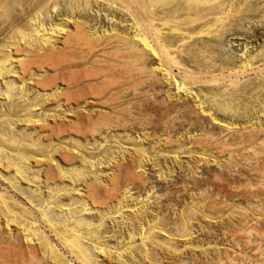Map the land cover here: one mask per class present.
Masks as SVG:
<instances>
[{
	"label": "rangeland",
	"instance_id": "1",
	"mask_svg": "<svg viewBox=\"0 0 264 264\" xmlns=\"http://www.w3.org/2000/svg\"><path fill=\"white\" fill-rule=\"evenodd\" d=\"M208 1L205 9L202 7L203 3L202 5L200 3L199 7H195V4L191 6V3H188L186 8L191 7L190 11L192 12L190 13H193L194 10L196 12L199 9L201 11L205 10L204 13L211 12L215 17L216 14L219 16L220 12L221 15L225 12L226 15L224 13L223 22L216 23L211 20L212 24H216H214V27L211 25L210 35L194 34L192 38L188 39V41L186 39L185 43L181 44L183 46L180 47V51L172 50L173 57L176 58L179 66L173 64V77L175 76L174 79L177 81H181V79L185 81L186 78L183 79V77L187 75L185 83L191 86V89L187 92L176 91L177 88L173 81L170 82V80L164 78L161 72L153 71L154 61L151 64L152 60L140 62V67L138 66L139 62L135 64L136 67L131 64L133 68L130 66L123 67L126 69H124L125 74L127 73L126 71L132 73H127L128 78L126 75L123 76L121 71L123 68H121L122 74H114L113 79L108 78L109 82H107L108 80L106 83L104 81V86L107 85L108 87H106V91L102 87L103 83L101 82L99 85L103 90L101 88H99L100 91L97 90L99 96L97 93H95L97 96L94 94L96 97L92 95L94 99L97 98L95 100L93 98L92 100L91 96H89L85 100L75 101L71 98L72 94H70L72 100H69L70 98L65 100V96L63 98L60 96L57 99L54 96L55 88H57V92L63 90L67 93L68 90L71 93L72 91L70 87H66L68 88L67 90L66 88L63 89L64 87L60 82H57L58 85L56 84L52 91H44L49 93V97L45 96L46 98H43L37 96L41 88L38 86L36 88L30 81L26 85L25 83L20 84L14 77L3 79L0 85L1 88H5L7 81L11 80L12 82L14 80L15 87L19 86V89H23V93L30 92L28 95L25 93V99H32L35 95L39 99L37 101L34 100L33 104L36 102L40 104L39 106L37 105L38 108L28 105L31 109L33 108L32 110L35 107L36 109L35 113L34 111L27 113V111H19V107H27L25 101L24 104H21L23 98L21 100L18 96H15L10 101L5 98L6 96L0 97V105L2 106V111L7 114L6 117L8 116V119L14 117L12 120L9 119L11 123L13 122L11 124L14 126H11L13 131H10L12 129L2 128V131H5L3 134H5V139H11L9 137L12 135L14 139L16 135L13 141H17L14 146L10 144V147L5 143L7 145L4 146L5 150L17 155V157H20L18 153L24 152L21 155L26 156L32 150L33 157L39 160L38 163H34L35 161L32 158V161L29 164L27 163L28 166L30 165V169L33 167L28 173L30 172L31 178L34 175L32 179L36 184L33 181L31 183L23 181L16 183L13 179H11V183L0 178V192L4 193L7 198L13 199L12 202L15 204L17 203L15 208L19 207V210H16L21 211V208L25 206V209L28 208V211L40 218V209L42 207L44 209L47 208V210L45 209L46 213L48 212L50 218L53 219L57 227L59 225V228L62 221L63 223L67 221L71 224L82 218L89 220L92 228L81 225V229L85 231L89 228L91 229L89 231L93 234L96 231V239L101 235L102 239L100 237L98 241L108 245L107 248L109 249H105L110 251L108 252V257L104 256L106 253L104 255L101 253L102 256L99 255L97 258V260L99 259L98 261H103V263L105 261L104 264H223L222 262L228 256L229 259L233 260L232 264H264V0ZM223 1L225 2L224 4ZM173 3L169 5L175 7L178 4L176 2ZM61 8L62 5H60ZM95 11L96 8L94 13ZM195 11L194 13H196ZM91 13L93 12L91 11ZM212 15L210 18L213 17ZM98 18L102 20L105 16H99ZM107 20H102L103 24L101 23V26H104V29L111 27L110 22H113H108ZM106 21L107 24L105 23ZM116 23L119 24V21H115L114 24ZM219 24L222 27L225 26L217 28ZM119 25L122 29L127 24ZM202 26L203 23L197 21L185 29L189 27L188 31L193 34L194 30H199ZM128 27L125 26L124 28L128 30V33L132 32L131 28ZM204 49L208 50L205 51ZM243 64L248 66L246 70L239 71L232 76L227 74L229 70L239 68ZM143 65H145V68ZM147 71L150 72L148 73ZM78 72V76H84L86 71L79 69ZM193 74L194 77L191 76ZM112 76L110 77L112 78ZM193 78L196 79L195 82L192 80ZM25 86L27 87L26 89ZM93 90L96 91V89ZM42 91L40 92L41 94L44 93ZM113 93H117L115 94L116 96ZM31 95L32 97H30ZM55 97L56 100H54ZM48 98H51L50 101H48ZM88 98L90 99L88 100ZM43 101L46 104L49 102V106ZM58 101L62 102L60 106L57 105ZM15 103L21 106L10 109ZM42 104L43 107L41 106ZM101 114L104 115L102 116ZM87 116L90 117L88 118ZM6 117L2 120L4 121ZM30 117L33 121L39 122L34 124L32 122L26 123V120ZM7 118L6 122H8ZM2 120L0 119V122ZM15 121L17 122L14 123ZM40 123H44L42 125L43 129ZM227 127L233 128L227 129ZM30 133L31 135H28ZM26 134L27 136L25 137ZM36 135L38 137H35ZM130 139L131 141H129ZM34 140H37V143ZM31 141L37 144L34 147L36 149L29 147ZM139 149L144 150L139 152ZM222 149L224 150L223 152ZM14 151H16V154ZM20 151L22 152L20 153ZM143 152L146 153L141 161ZM59 154H63V156L66 154L68 158L66 155L62 157ZM48 170L55 172V177L59 174L58 177L60 176L61 180L55 178V183L50 181L43 183L45 171L47 172ZM63 172L67 174L70 172L68 174L69 178L67 175L64 176ZM72 175L76 178L78 175L80 180L77 178L76 180L79 181L74 180L76 182L74 183L72 178L74 179L75 177H72ZM112 177L113 179L110 180ZM132 180L133 182H131ZM135 181L138 182L136 183ZM42 183L44 185L50 183L51 190L52 185L54 188L56 186L58 188L60 184H63L62 187L67 186V194L64 193L58 198V196L53 194V191L46 187L44 188ZM90 183L93 184L91 185ZM115 187L117 188L115 189ZM32 189H36L41 193L43 191L44 198L48 194H53L54 196L51 195L52 197L56 196L55 198H58L63 203L72 204L71 200H74L76 205H72L70 208L67 205L59 208L58 206L55 207L56 204L54 205L53 201L52 204L47 205L48 203L41 201V196H37V193L33 192ZM74 189L78 190V192ZM92 189H94L96 194ZM126 190L128 193L129 191L131 192L127 197L125 194ZM91 193L93 194L90 195ZM107 193L108 195H106ZM88 194L90 198H88ZM130 194L134 199L130 198ZM94 197L100 203L102 202L101 204L97 202L100 204H97L100 210L94 208L96 211L85 213L78 208L82 200L91 206L92 203L96 202V200L92 199ZM140 199L144 201L143 204L139 202ZM19 203H21L20 206ZM119 203L125 204L122 205L124 208L123 212H121L122 214L115 212ZM84 220L81 221L83 223L87 222V220ZM40 222L41 231L43 230L50 237L53 244L57 245V249L66 257H69V260L72 259L67 251L62 249L61 244L57 242L47 223H44V221ZM153 225L155 229H158L154 230L156 235H152L151 238L146 239V243H142L138 232H145L147 228L149 229ZM1 227L3 228L4 226H0V232L5 235L4 233L9 228L7 230L5 227L4 229ZM11 228L13 233L15 227L11 226ZM247 230L250 232L248 234L250 238L248 248L244 244V239L241 235L242 231L247 232ZM156 231L158 232L156 233ZM185 232H187L186 235L190 236V238L188 236L187 238L185 237L188 239L187 241L184 238ZM130 233L135 238L132 239L133 241L127 242ZM19 245H22V242ZM91 250L95 251L93 252L94 254L100 252V250ZM48 261L46 263L44 261V264H52L50 261L48 263ZM73 263L78 264L74 260Z\"/></svg>",
	"mask_w": 264,
	"mask_h": 264
},
{
	"label": "bare ground",
	"instance_id": "2",
	"mask_svg": "<svg viewBox=\"0 0 264 264\" xmlns=\"http://www.w3.org/2000/svg\"><path fill=\"white\" fill-rule=\"evenodd\" d=\"M213 1H211V2H213ZM173 2L174 3L176 2V4L177 3L178 4L175 7L174 6L171 7L169 4H172ZM208 2H209L208 0H0V85H1V82L3 81L4 78H6V77H10V78L14 77V79L15 80L17 79L18 82H20V84L21 83H23V84L27 83L28 84V82L30 81L31 83H33V86H35V87L38 86L39 88H41L40 92H41V90H43L42 92H44V91H48V90L52 91V89H54V87H56V84L58 85L57 82H60V84H62L63 87H64V88L62 87L63 89H65L66 87H70V89L72 91H71V93H69L68 90H67L68 88H66L67 93L64 92L63 90L57 92V88H55L56 90L54 92V96H56L57 99L60 98V96L62 98L65 96V100L66 99L68 100V98L71 97L70 94H72L71 98H73V100H75V101H81L82 99L85 100V98H87L89 96H91V99L92 98L94 99V97H96L97 94L99 96V93L97 92V90L100 91L99 88L102 89V87H104V89L106 91V89L108 87H107V85L104 86V84L106 83L108 78L113 79L114 74L118 75L119 73H121V71L123 72V76L126 75V77H127L128 74H132V73H128V71H126L128 74L127 73L125 74L124 69L126 68V66L127 67H129V66L132 67L131 64H134V67H136L135 64H137L138 62H139V64H138V66H139V65H141L140 62H142V61L152 60L151 64L154 61L153 62L154 66H153V68L152 67H150V68H152L153 71H158L159 73L161 72V74H162V76L164 78H167L168 80H170V82L173 81L175 86H176V88H177L176 91L181 90L183 92H187V91H189L191 89V86L186 85V83H185V81L187 80V77H186L187 75H185L184 77L182 76L183 79L186 78L185 81L182 80V79H181V81H177L176 79H174L175 76L173 77L174 73L172 72V70H173L172 66H173V64L177 65V61H176V58L173 57L172 50L176 49V50L180 51L181 50L180 47L183 46L181 44H183V42L186 41V39L188 41V39L192 38V36L194 34L195 35L196 34H198V35L209 34L210 31H211V25L214 27L215 26L214 24H216L217 22H219V23L223 22L224 13L225 12H223L222 15H221V12H220L219 16H218V14L214 13V14H216V17H215V16L212 15L213 13H211V12L210 13L209 12L204 13L205 10L201 11L199 9L200 11L197 10V12L194 10L196 13H194V11H193V13H190V12H192V11H190L191 7L190 8H186V5L188 3H191L190 4L191 6L193 4H195V7L196 6L199 7V4L201 3V5H202V3H203L202 7H204V9H205V5H207ZM224 3L225 2L223 1V4ZM60 5H62L61 9H60ZM220 5H221V3H220ZM238 7H239V5H238ZM95 8H96V11L94 13V9ZM232 8H234V7H232ZM208 9H210V8H208ZM91 11L93 13H91ZM212 11H213V8H212ZM101 13H103V14H101ZM186 13L189 14V15H187ZM185 14L187 15V17H186ZM211 15L213 16L212 18H210ZM225 15H226V13H225ZM99 16H103V17L105 16V18L108 19L107 20L108 22L109 21H113V22H110L111 27H108V29H104L105 27L103 26L104 27L103 28L101 26V23H102L103 19L104 20H106V19L103 18L102 20H100L101 18L99 19L98 18ZM225 19H226V16H225ZM211 20H213L216 23L212 24ZM107 21L105 22L106 24H107ZM115 21L116 22L119 21V24H124V23L127 24L125 26H129L128 28H131L132 32L128 33V30H126L124 28L125 26H123L122 29H121L119 27L120 26L119 24H117V23L114 24ZM197 21L203 23V26H202L201 29L194 30L193 34H192V32L190 33L188 31L189 27L187 29H185L187 26H189L190 24L192 25L193 23H196ZM185 25H187V26H185ZM219 25L217 26V28L218 27L219 28L222 27L221 25L220 26ZM106 27H107V25H106ZM190 28H191V26H190ZM186 30H187V32H186ZM189 33L192 34V35H190ZM208 49H206V50H208ZM200 55H202V54L200 53ZM190 58H192V57H190ZM202 64H203V62H202ZM144 66L145 65H143V67ZM123 67H125V68H123ZM247 67L248 66L246 64H243V66H241L239 68L229 70V72L227 74H229V76L235 75L239 71L246 70ZM121 68H123V69H121ZM79 69L80 70L82 69V71H86L84 76H82L81 74L80 75L82 77L78 76V74H79L78 70ZM120 69H121V71H120ZM80 73H81V71H80ZM110 76H112V78ZM153 76H154V74H153ZM191 76L194 77V74L191 75ZM221 76H222V74H221ZM236 76H238V75H236ZM117 77H115V78H117ZM188 77L190 78L189 74H188ZM129 78H131V77H129ZM157 79H159V78H157ZM217 79H218V77H217ZM192 80H194V82L196 81L195 78H193ZM104 81H105V83H104ZM197 81H202V80H197ZM13 82H14V80L12 82H11V80L7 81L6 84H5V88H1L0 87V97L6 96L5 98L9 99L10 101H12V99L15 96L16 97L18 96L21 100L23 98V101L21 102V104L22 103L24 104V101H25L27 103L26 104L27 107L26 108L19 107L21 109V110L19 109V111H27V113L28 112L32 113L34 111V113H35V109H36L37 105L39 106L40 104H38V102L33 104V101L34 100L37 101L39 99V97H43V98H46L45 96L49 97V95H48L49 93L44 92L43 94H41L39 92V93H37V96H39V97L34 95V97L32 99L31 98H28L29 100L25 99L24 97H26V95H25L26 92L23 93V91H22L23 89H19L20 88L19 86H16L17 87L16 88L15 87V83H13ZM101 82L103 83V85L101 84L102 87L99 85ZM107 82H109V80ZM213 82H214V78H213ZM161 84H163V83H161ZM174 84H173V86H174ZM197 84H195V85H197ZM26 88L27 87L25 86V89ZM93 89H96V91L93 90ZM121 90H122V88H121ZM28 93H30V92H27L26 94L28 95ZM55 93H56V95H55ZM95 93H97V94H95ZM100 94H102V92H100ZM115 94H117V93H115ZM212 94H214V93H212ZM32 95L30 97H32ZM92 95H94V97H92ZM50 97H53V96H50ZM56 97H55L54 100H56ZM109 97H111V96H109ZM216 97H217V95H216ZM71 98L69 100H72ZM50 99L48 101H50ZM89 99L90 98H88V100ZM95 99H97V98H95ZM115 99H116V97H115ZM113 100H114V98H113ZM211 100H213V99H211ZM18 101L20 102V100H18ZM45 101H43V102L45 103ZM106 101H107V99H106ZM51 102H52V100H51ZM58 103H57L58 106H60L62 104V102H59V101H58ZM28 105H30V106L32 105L31 107H33V106H36V107H35L34 110H32L34 107L31 109V107L28 106ZM55 105H56V103H55ZM18 106H21V105H17L15 103V104H13V106H11L10 109H15ZM41 106L43 107V104ZM47 106H49V104ZM186 106H187V104H186ZM198 106H199V104H198ZM9 107H10V105H9ZM223 107H225V106H223ZM6 115L7 114L5 113V111H2V106L0 105V119L2 120L4 117H6ZM101 115L103 116L104 114H101ZM48 116H49V114H48ZM6 118H5L4 121L2 120V122H0V128H1L0 129V178H2L3 180L5 179L6 181H10V182H11V179H13V180L16 181V183H21L22 181L25 182V183H29V182L31 183L32 181L34 182V180L32 179V178H34V175L31 178L30 177L31 175L29 174L30 172L28 173V171H30L33 168L32 167L30 169V165L28 166L29 162L32 161L31 159L32 158L34 159L33 160V161H35L34 163H38L39 162L38 159L33 157L34 156L32 154L33 151L31 150L29 152V154L26 153V154H28L26 156H24V155L22 156L21 154H23L24 152L21 153L22 151H20L21 154L18 153V155H20V157H17V155H14V154L8 152L4 148V146H7V145H9V147H10L11 146L10 144H13V146H14V144H16L15 142H17L16 140L13 141L15 139V137H16V135H15L14 139H13V137H12L13 133L11 134L12 136L9 137L11 139H5V136H4L5 134H3V132H5V131H2V128H6V129H9V130L12 129L11 126H13V125H11V124H13V122L11 123V120L14 119V117L12 119L9 118L11 120H9L7 118L8 122H6ZM104 120H105V118H104ZM17 121H15L14 123H16ZM93 121H95V120L93 119ZM27 122H32L34 124V123H37L39 121L35 122L30 117L29 119L26 120V123ZM43 124L44 123H42L40 125L42 129H43V126H42ZM64 128H65V126H64ZM228 128L229 127H227V129ZM230 128H233V127H230ZM35 129H37V128H35ZM42 129H40V130H42ZM55 129H56V127H55ZM234 130H236V129H234ZM251 130H250V132H252ZM10 131L12 132L13 129L10 130ZM243 131L245 132V130H243ZM32 134H33V132H32ZM52 134H50V135H52ZM28 135H31V133L28 134ZM26 136H27V134L25 135V137ZM35 137H38V136L36 135ZM32 141H31V143L29 142L30 146L28 145L30 148L31 147L34 148L35 146H37V144H35V142L32 143ZM34 141H36V143H37V140H34ZM129 141H131V139ZM5 143H7V145H5ZM29 143H27V144H29ZM237 144H239V142H237ZM22 145L25 147L24 144H22ZM34 149H36V148H34ZM28 150H30V149H28ZM143 150L144 149H141V150L139 149V152H141ZM121 151H122V149H121ZM124 151H126V150H124ZM223 151L224 150L222 149V152ZM14 153L16 154V151H14ZM62 153H64V152H62ZM145 153L143 152L142 157H141V153H140L141 161H142V158H143ZM65 155L63 156V154H62L60 156L65 157ZM67 156L68 155H66V157ZM137 156H139V155H137ZM213 158H214V156H213ZM65 160H67V159H65ZM139 161H140V159H139ZM141 161H140V164H141ZM122 167H123V165H122ZM117 168H119V167H117ZM52 170H53V168H52ZM94 170H96V169H94ZM50 171L49 170L47 172L45 171V179L43 178L44 179L43 183L45 181H47V183L49 181L55 183V181H54L55 178H58V180L60 179L59 178L60 176L58 177L59 174H57V176L55 177L54 176L55 172H52V171L50 172ZM73 171H75V170H73ZM68 174L63 172L64 176L67 175V177H68ZM129 175H131V174H129ZM41 176H42V174H41ZM73 176L74 175H72V177ZM260 176H261V174H260ZM78 177L79 176L77 175V178ZM63 178H65V177H63ZM77 178L76 177L74 179L72 178V180L73 181L75 180V181L78 182L80 179L78 178L79 180H76ZM122 178H123V176H122ZM128 178H131V177H128ZM112 179H113V177L110 180H112ZM38 181H39V179H38ZM75 181H74V183H76ZM138 181H140V179H138ZM131 182H133V180ZM113 183H115V182H113ZM49 184L48 185L47 184H45V185L43 184L44 188L46 187L49 190H51ZM51 184H53V183H51ZM55 186H56V184H55ZM60 186L58 188L56 186L57 189L54 188L53 185L51 187L52 188L51 191H53L54 192L53 194L58 196V198L61 195H63L64 193H66V191H67V188H66L67 186L66 187H62L63 184L62 185L60 184ZM113 187H112V190L114 191ZM106 188H107V186H106ZM116 188L117 187H115V189ZM33 189H32V191L37 193L36 194L37 196L40 195L41 196L40 197L41 201L43 200V202L44 201L47 202L48 203V204L46 203L47 205H50V203L52 204V201H53L54 205L56 204L55 207L58 206L59 208H62V206L66 207V205L70 208V206L72 207V205H76V203H74V200H71V199L70 200L72 201V204L63 203L58 198H55L56 196L52 197L51 195H53V194H48L44 198L45 195L43 196V191L41 193L40 191H38L36 189L33 190ZM99 189H101V188H99ZM74 190H76V189H74ZM127 190L125 192L126 197H127V195H129V193H131L130 191L128 193ZM92 191H94V189H92ZM76 192H78V190H76ZM73 193H75V192H73ZM94 193H95V191H94ZM114 193H112V194H114ZM92 194L93 193H91L90 195H92ZM112 194H110V195H112ZM90 195L88 196V198H90ZM106 195H108V193ZM97 197H98V195H97ZM51 198H53V199L55 198V199L51 200ZM130 198H133V197H131V194H130ZM139 198H141V197H139ZM92 199L96 200V202L92 203L91 206H90V204L86 203V201L82 200V202H80V204L78 205L79 206L78 208L81 209V211H84L85 213L88 212V211L89 212L96 211V210H94V208H97V210H100V208L97 206V204L100 205L102 202L100 203L99 201H97V199L95 197L92 198ZM125 199H127V198H125ZM50 200H51V202H50ZM141 200L142 199H140L139 202H141L143 204L144 201L143 200L141 201ZM12 201H13V199L7 198L4 195V193L0 192V223H1L0 226H4L7 230H8V228L10 230V231L8 230L6 232L7 235H6V233H4L5 235H3V233L0 232V264H44V261L46 263L47 260H49L50 263H52V264H74L73 260L76 263H78V264H104L105 263V261L103 263V261H98L99 259L97 260L98 256L101 255V253L103 255H104V253H106L104 256H107L109 254L108 252H110V251H106L105 250V249H107V250L109 249V248H107L108 245L102 244L100 241H98V240H100L101 235H100V237L98 239H96V237H97V236H95L96 235V233H95L96 231L95 232L93 231L94 232V234H93L92 232H90L91 229H89V228H88V230H85V231H82V229H81V225H84V227H85V225L87 227H89V226L91 227V223H89V220L86 219L87 222L83 223V221H81V220H84V218H82V219L79 218L80 219L79 221H75L74 223H71V224L68 223L67 221H64V223L62 221V223L60 222L61 226L59 228V225L57 227L55 225V223L53 222V219L50 218V216L48 215V212L46 213L45 209L47 210V208L44 209L42 206H40V207H42V209H40V218H38L37 216H35L34 213L28 211V208L25 209L26 208L25 206H24V208H21V211H18L19 207L15 208V206H17L16 205L17 203L15 204ZM62 201H64V200H62ZM136 201H137V199H136ZM97 202H99L100 204L97 203ZM121 202H122V200H121ZM20 204L21 203H19V206H20ZM116 204H117V202H116ZM123 204L119 203V206L117 205L118 209H117V211H115L116 213L122 214L121 212H123V209H124L123 206H122ZM16 209H18V210H16ZM101 209H103V208H101ZM50 210H53V209H50ZM125 210H126V208H125ZM100 215H102V214L100 213ZM82 216H83V214H82ZM104 216H102V217H104ZM69 219L71 220V218H69ZM66 220H68V219H66ZM86 220H84V221H86ZM90 220H91V218H90ZM40 221H44V223H47V225L49 226V230L50 229L52 230V232L51 231L50 232L54 235V237L57 240V242H59L61 244V246L63 247L62 249H65L67 251V253L69 254L70 258H72V259L69 260L68 259L69 257H66L59 249H57L58 248L57 245L53 244L52 240H50V237L43 230L41 231L42 227H40V224H39V223H41ZM102 223H104V222H102ZM153 224H154V221H153ZM150 225H151V223H150ZM11 226L15 227L13 233L11 232L12 231ZM44 226H46V225H44ZM4 227L3 228L1 227V228L4 229ZM82 228H83V226H82ZM105 228H106V226H105ZM159 228H161V227L159 226ZM141 229H142V225H141ZM156 229H155L154 225H153V227H150L149 229L147 228L145 232H143L142 231L143 229H142L141 230L142 232H140V233L138 232V235L140 237V241H142V243H144V242L146 243V239L148 240L149 237L151 238L152 235L154 236V234H155L154 230H156ZM92 230H94V229H92ZM242 230H243V228H242ZM249 230H247V232L246 231H242L241 232L242 238L244 239V244L247 246V248H248L249 239H250L249 235H248L250 233ZM160 231H162V230H160ZM10 232H11V234H10ZM157 232L158 231H156V233ZM184 234H185L184 238L185 237L187 238V236L190 238L189 235H186L187 232H185ZM138 235H136V236H138ZM134 238H135V236L130 233L129 238H127L128 239L127 242L132 240V239H134ZM101 239H102V237H101ZM155 239H156V237H155ZM169 240H171V239H169ZM187 240L188 239H186V241ZM19 241L22 242V245H19V244H21V242H19ZM18 242H19V244H18ZM104 243H105V241H104ZM100 244H101V246H99ZM165 244H167V243H165ZM128 245H129V243H128ZM160 245H162V244H160ZM91 249H94V250H97V251L100 250V252H96L94 254L93 252H95V251H93ZM190 249H191V247H190ZM134 250H135V248H134ZM135 252H137V251H135ZM120 255H119V257H120ZM228 257H227V259L225 261L222 262L223 264H232L233 263L232 262L233 260L229 259ZM131 258H133V257H131ZM49 261H48V263H49Z\"/></svg>",
	"mask_w": 264,
	"mask_h": 264
}]
</instances>
